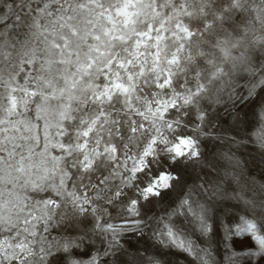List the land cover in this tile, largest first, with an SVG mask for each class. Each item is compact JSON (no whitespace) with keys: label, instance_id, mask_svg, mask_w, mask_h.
<instances>
[{"label":"snow or ice","instance_id":"1","mask_svg":"<svg viewBox=\"0 0 264 264\" xmlns=\"http://www.w3.org/2000/svg\"><path fill=\"white\" fill-rule=\"evenodd\" d=\"M0 264H264V0H0Z\"/></svg>","mask_w":264,"mask_h":264}]
</instances>
